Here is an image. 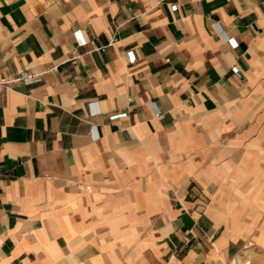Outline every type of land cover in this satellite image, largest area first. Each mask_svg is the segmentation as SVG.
Segmentation results:
<instances>
[{"label": "crops", "instance_id": "1", "mask_svg": "<svg viewBox=\"0 0 264 264\" xmlns=\"http://www.w3.org/2000/svg\"><path fill=\"white\" fill-rule=\"evenodd\" d=\"M247 242L264 0H0V264H250Z\"/></svg>", "mask_w": 264, "mask_h": 264}, {"label": "built area", "instance_id": "2", "mask_svg": "<svg viewBox=\"0 0 264 264\" xmlns=\"http://www.w3.org/2000/svg\"><path fill=\"white\" fill-rule=\"evenodd\" d=\"M173 8H176V5L173 4L172 5ZM77 35H78V41H79V44H85V39L83 37H81V34L79 31H76ZM232 42L235 43V41L231 38ZM127 54V57H128V60L130 62H134L136 60V57L135 55L133 54V51L132 50H129L126 52ZM234 71L238 74V70L237 68L235 67L234 68ZM42 79V75L41 73H36L34 71H31L29 69H21L18 73V75L12 79H9L8 81H14V80H23L25 81L26 83H33V82H37V81H40ZM149 103L151 105H154V102L149 100ZM126 113L125 112H122V113H115V114H112L110 115V118H116L118 116H122V115H125Z\"/></svg>", "mask_w": 264, "mask_h": 264}, {"label": "rangeland", "instance_id": "3", "mask_svg": "<svg viewBox=\"0 0 264 264\" xmlns=\"http://www.w3.org/2000/svg\"><path fill=\"white\" fill-rule=\"evenodd\" d=\"M250 251L246 254V258L250 261V264H264V248H255L252 243L247 242Z\"/></svg>", "mask_w": 264, "mask_h": 264}]
</instances>
